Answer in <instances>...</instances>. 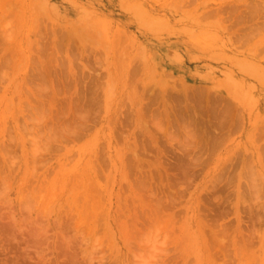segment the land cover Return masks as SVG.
<instances>
[{
	"label": "rangeland",
	"instance_id": "1",
	"mask_svg": "<svg viewBox=\"0 0 264 264\" xmlns=\"http://www.w3.org/2000/svg\"><path fill=\"white\" fill-rule=\"evenodd\" d=\"M183 1L0 8V264H264V0Z\"/></svg>",
	"mask_w": 264,
	"mask_h": 264
},
{
	"label": "bare ground",
	"instance_id": "2",
	"mask_svg": "<svg viewBox=\"0 0 264 264\" xmlns=\"http://www.w3.org/2000/svg\"><path fill=\"white\" fill-rule=\"evenodd\" d=\"M22 0H0V8H3L4 7V10H8V6L6 7V5H17V4H19L20 2H21ZM183 1V0H182ZM181 2V1H180ZM184 2V1H183ZM10 9H12V6H11V8ZM258 9H259V7L258 6H256V7H254L253 8V10H254V13H256L257 11H258ZM261 10V9H260ZM209 13H211L209 10H207ZM216 14H220V10H217V11H214ZM205 13H207L206 11H205ZM205 13H203V14H205ZM215 14V16H217ZM207 15H208V13H207ZM210 15H212V14H210ZM221 16H222V14H220ZM235 15H236V13L234 12L233 13V16L235 17ZM218 17H219V15H218ZM220 19L222 18V17H219ZM222 23L224 22V21H221ZM220 25H221V23H220ZM224 26V28L226 27L225 25H223ZM221 27V26H220ZM222 28V27H221ZM246 32L247 33H242V34H245V35H243V36H238L239 38H242V39H248V36H250V34H249V29L248 30H246ZM241 40V39H240ZM240 40H239V42H240ZM230 42V41H229ZM241 42H242V40H241ZM244 72H245V70H244ZM248 74V73H247Z\"/></svg>",
	"mask_w": 264,
	"mask_h": 264
}]
</instances>
